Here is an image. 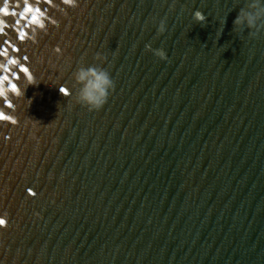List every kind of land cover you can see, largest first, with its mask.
Here are the masks:
<instances>
[{"label":"water","instance_id":"1","mask_svg":"<svg viewBox=\"0 0 264 264\" xmlns=\"http://www.w3.org/2000/svg\"><path fill=\"white\" fill-rule=\"evenodd\" d=\"M247 3L0 0V78L21 93L0 96V264H264V29L233 25ZM81 60L114 82L100 111L72 99Z\"/></svg>","mask_w":264,"mask_h":264},{"label":"clouds","instance_id":"2","mask_svg":"<svg viewBox=\"0 0 264 264\" xmlns=\"http://www.w3.org/2000/svg\"><path fill=\"white\" fill-rule=\"evenodd\" d=\"M66 5L75 7L78 4V0H63ZM7 8V5H5ZM194 19L197 22H203L205 16L197 11L194 13ZM235 30L247 29L250 36H255L256 33L264 29V0H248L246 8H241L238 15L233 21ZM43 27V25H41ZM165 32V24L162 21L158 26V34L162 35ZM33 39V43H35ZM147 50H152L150 46L146 45ZM59 51V48H57ZM154 55L161 60L166 59V53L161 50H155ZM95 60L99 64H103L105 57L97 55ZM17 61L9 60L8 64H16ZM85 66L83 60L80 62V66L72 73L71 81L74 88V95L72 99L75 105L86 108L88 111H100L106 105L110 93L114 89V82L110 76V73L103 67L99 66ZM7 71V69H4ZM27 73V72H25ZM4 81H7L8 88H4ZM32 77H27V82L23 84L24 89L30 86ZM11 91L17 96L21 95L18 90L17 84L4 76L0 79V96H6L7 92ZM71 91V90H70ZM67 94V93H66Z\"/></svg>","mask_w":264,"mask_h":264},{"label":"snow or ice","instance_id":"3","mask_svg":"<svg viewBox=\"0 0 264 264\" xmlns=\"http://www.w3.org/2000/svg\"><path fill=\"white\" fill-rule=\"evenodd\" d=\"M0 11H5V12H6V8H5V9H0ZM32 11H33V9H32L28 4H25V6H24V11L20 13V20H24V19H25V13H29V12H32ZM35 11L38 12V11H40V10H39V9H36ZM12 15H16V13L13 12ZM35 21H36V16H32V22H35ZM0 23H2V22H0ZM19 23H20V21L18 20V21H17V24H19ZM23 37H24V32H20V38L23 39ZM13 51H17V49H13ZM20 71H21V72H28L29 70H28L27 68H23V67H22V68L20 69ZM3 78H4V77H2V78H0V79H3ZM7 79H9V78L7 77ZM64 91H65V90H64ZM7 107L11 108V107H12V104L9 103V104L7 105ZM0 119H5L3 113H0ZM29 195H34V193L30 192ZM3 223H4V221L0 220V224H3Z\"/></svg>","mask_w":264,"mask_h":264}]
</instances>
